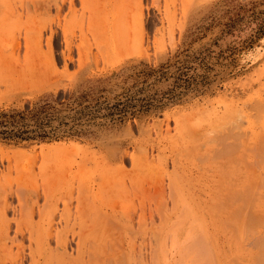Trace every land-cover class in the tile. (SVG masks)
I'll return each instance as SVG.
<instances>
[{
  "label": "rangeland",
  "instance_id": "rangeland-1",
  "mask_svg": "<svg viewBox=\"0 0 264 264\" xmlns=\"http://www.w3.org/2000/svg\"><path fill=\"white\" fill-rule=\"evenodd\" d=\"M72 1L0 0V111L149 96L193 56L205 79L88 138L0 143V264H264V0ZM129 17L141 51L114 45Z\"/></svg>",
  "mask_w": 264,
  "mask_h": 264
},
{
  "label": "trees",
  "instance_id": "trees-1",
  "mask_svg": "<svg viewBox=\"0 0 264 264\" xmlns=\"http://www.w3.org/2000/svg\"><path fill=\"white\" fill-rule=\"evenodd\" d=\"M204 60L205 55L178 61L180 66L172 77L171 86L164 91H155L149 96H129L112 104L96 103L93 106L70 109L66 114L51 103L35 105L24 111H0V143H52L64 139L88 138L93 133L85 126L98 119L108 120L111 125H115L121 123L128 115L134 116L177 105L190 92H196L198 83L205 79L203 76L189 74L194 70L191 63L198 62L199 66L203 67ZM167 67L162 65L158 70L151 71L150 75H155L157 83L166 79ZM99 125L105 126L102 123Z\"/></svg>",
  "mask_w": 264,
  "mask_h": 264
},
{
  "label": "bare ground",
  "instance_id": "bare-ground-1",
  "mask_svg": "<svg viewBox=\"0 0 264 264\" xmlns=\"http://www.w3.org/2000/svg\"><path fill=\"white\" fill-rule=\"evenodd\" d=\"M2 3H3V2H2ZM72 3H73V1L70 0L69 4L72 5ZM4 4H5V3H4ZM4 4H3V5H4ZM5 5H6V4H5ZM5 5H4V6H5ZM5 7H7V6H5ZM131 15H132V14H131ZM131 15H130V16H131ZM132 16H133V15H132ZM6 17H7V16H6ZM133 17H135V16H133ZM133 17H131V18L129 17V18L132 19V20L134 21V18H133ZM127 19H128V18H127ZM127 19H126V20H127ZM126 20L123 21V23H124L123 26H124V27L127 25L126 23L129 22L128 20H127L128 22H126ZM132 20H131L130 24H131V23L133 24V21H132ZM135 20H136V19H135ZM136 22H137V20H136ZM136 22L134 21L135 24L130 25V27H129V23H128V25H127L124 29H122V32H123V35H124V36H125V35L127 36V34H129V33H127V32H129L128 29H129V30L131 29L132 31H135V32H136V29H135V28H137V27L134 26V25H136ZM110 23H111V22H110ZM116 23H117V22H116ZM137 23H138V22H137ZM121 24H122V23H121ZM139 24H140V23H139ZM112 25H113V24H112ZM114 26L116 27V24H115ZM123 26L120 27L119 30H120L121 28H123ZM132 26H134V27H132ZM112 27H113V26H112ZM113 28H114V27H113ZM117 28H118V27H116V30L118 31V33H122L121 30L119 31ZM126 28H127V29H126ZM132 28H133V29H132ZM114 29H115V28H114ZM104 30H105V29H104ZM130 32H131V31H130ZM139 32H140V31H139ZM112 33H114V32H112ZM124 33H125V34H124ZM126 33H127V34H126ZM140 34H142V33H140ZM115 35H116V34H115ZM117 35H119V34H117ZM133 35H134V32H132V36H133ZM138 35H139V34H137V36H138ZM120 36H122V35H120ZM124 36H122V37H124ZM126 36H125V38H124L125 40L122 41V39H121V40L119 39L121 42L119 41L120 43H117V42H116L117 44H116V43L114 44V45L117 46V47H118V45H119V47L117 48L118 50H121V48L126 47V46L128 45V43H131V42L133 41V42H132L133 45L131 44L129 47H126V48H129V50H130V49L134 48L133 46H135V43H136V42H134V41L141 42L140 40H142V38L140 39L139 36H138V37H139V38H138L136 35H134V36L137 37V40H136V38L134 37L135 40L132 39V41L129 40V42H127V39H129V38L131 39V38H133V37H130L131 35H128L129 38H128V36H127V37H126ZM115 37H116V36H115ZM117 39H118V37H117ZM138 39H140V40H138ZM114 40H116V39H114ZM116 41H117V40H116ZM26 43H27V42H26ZM141 43H142V42H141ZM141 43H139V44H141ZM139 44L137 45V43H136V46H139ZM28 45H29V44H28ZM114 45H113V47H114ZM131 46H132V48H131ZM136 46H135V48H136ZM135 48L133 49L134 51H135L136 49H137V50L139 49V47H137L136 49H135ZM123 50L125 51V49H123ZM113 51H114V50H113ZM113 51H112V52H113ZM126 51H128V50H126ZM138 51H141V50H138ZM138 51H137V52H138ZM0 54H1V53H0ZM1 55H2V54H1ZM1 55H0V56H1ZM80 58H81V57H80ZM82 59H83V58H82ZM82 59H81V60H82ZM121 188H123V187H121ZM246 188H247V187H246ZM246 188L244 187L243 190H245ZM248 188H249V187H248ZM248 188H247V189H248ZM123 189H124V188H123ZM243 190H242V191H243ZM248 191H249V189H248ZM248 191L246 190L245 192L248 193ZM234 193H235V192H234ZM246 193H245V194H246ZM235 194H236V193H235ZM248 194H249V193H248ZM248 194H246V198L249 196ZM238 195H241V196H242V193H241V194L239 193ZM243 195H244V194H243ZM241 196H239V197H241ZM239 197H238V199H239ZM243 197H244V196H242V198H243ZM244 199H245V198H244ZM243 202H244V201H243ZM241 207H243V206H241ZM242 209H243V208H242ZM248 209H249V208H248ZM246 211H247V209H246ZM248 211H249V210H248ZM236 212H237V211H236ZM236 212H235V213H236ZM241 212H242V210H241ZM243 212H244V211H243ZM238 213H239V212H238ZM1 216H2V215H0V217H1ZM246 216H247V215H246ZM2 217H3V216H2ZM243 219H244V218H243ZM256 220H257V219H256ZM246 221H248V216H247V220H246ZM0 222H1V221H0ZM28 222H29V221H28ZM77 222H78V221H77ZM248 223H249V222H248ZM28 224H29V223H28ZM245 227H246V226H245ZM247 227H248V226H247ZM247 227H246V228H247ZM2 229H3V228H2ZM2 229H0V232L3 231ZM249 229H250V228H249ZM249 229H248V230H249ZM242 231H243V230H242ZM245 231L247 232V230H245ZM245 231H244V232H245ZM79 232H80V231H79ZM86 232H87V231H86ZM91 233H92V232H91ZM104 233H105V232H104ZM2 234H3V233H2ZM46 234H48V233H46ZM245 234H246V233H245ZM82 235H83V234H82ZM246 235H247V234H246ZM46 236H49V234L46 235ZM243 236H244V235H243ZM151 237H152V236H151ZM65 238H66V237H65ZM79 238H81V237H79ZM37 239H38V237H37ZM3 240H4V239H3ZM95 240H96V239H95ZM4 241H5V240H4ZM78 241H79V242H78V244H77V249H79V248L81 247V245H82V244H81V240L79 239ZM2 242H3V241H2ZM2 242H1V243H2ZM95 242H96V241H95ZM56 243H57L56 248H58V247L60 248V247L63 246V242H62L61 240L56 241ZM260 243H261V242H260ZM2 244H4V243H2ZM263 244H264V243H263ZM263 244H262V245H263ZM259 246H260V245H259ZM263 246H264V245H263ZM63 247H64V246H63ZM261 247H262V246H261ZM81 250H82V249H79V250L77 251L78 256H80V257H82V256H83V253H84V252H82ZM2 251H3V250H2ZM8 252H9V251H8ZM152 252H153V251H152ZM5 253H6V252H5ZM150 253H151V252H150ZM85 254H86V253H85ZM152 254H153V253H152ZM89 255H90V254H89ZM150 255H151V254H150ZM12 256H13V255H12ZM90 256H91V255H90ZM34 257H35V256H34ZM88 257H89V256H88ZM90 258H91V257H90ZM59 259H60V258H59ZM59 259H57V260H59ZM91 259H92V258H91ZM2 260L4 261V259H1V261H2ZM89 260H90V259H89ZM255 260H256V259H255ZM38 261H39V260H38ZM90 261L92 262V260H90ZM58 262H59V261H57L56 263H58ZM104 262H105V261H104Z\"/></svg>",
  "mask_w": 264,
  "mask_h": 264
}]
</instances>
